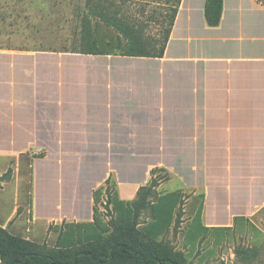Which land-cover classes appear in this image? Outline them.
Segmentation results:
<instances>
[{"label":"crops","instance_id":"obj_1","mask_svg":"<svg viewBox=\"0 0 264 264\" xmlns=\"http://www.w3.org/2000/svg\"><path fill=\"white\" fill-rule=\"evenodd\" d=\"M43 55L45 77L22 73L13 83L22 108L11 129L44 134L48 165L76 169L59 178L68 221L93 219L94 191L108 177L131 199L155 167L182 183L206 175L213 152L243 148L244 120L264 116V5L256 0H224L214 26L205 0H182L161 57ZM26 56L20 67H36Z\"/></svg>","mask_w":264,"mask_h":264},{"label":"rangeland","instance_id":"obj_2","mask_svg":"<svg viewBox=\"0 0 264 264\" xmlns=\"http://www.w3.org/2000/svg\"><path fill=\"white\" fill-rule=\"evenodd\" d=\"M115 1L136 13L139 3L145 4L146 12L139 17L141 23L145 24L148 33L156 38L163 37L158 21L165 0ZM256 1L264 5V0ZM83 8L84 0H0V225L11 234L47 249L57 248L59 231L53 226L72 222L65 216L67 211L63 205L68 200L62 196L63 183L59 178L62 172L74 177L76 169L63 168L55 161L51 163L54 168L48 165L50 161L45 158L43 149L46 146L44 134L34 135L25 128L11 129L14 112L22 108V105L13 103V83L22 73H31L37 79L45 77L41 65L45 53H52L54 61L65 53H79L76 50L81 46ZM24 55L26 58L35 57L36 60L31 62H35L36 67H20ZM30 68L33 71H29ZM261 80L264 83L263 70ZM244 122L243 148L213 152L212 165L204 168L206 175H196L182 183L177 178L170 179L164 168L157 171L161 182L155 188L153 200L161 193L182 192L176 212L181 215L180 227H174L173 219L169 229L157 237V242L161 243L166 254H177L183 264H264V116ZM256 138L259 145L254 143ZM33 143L36 149L22 147ZM101 177L102 174L95 180L99 181ZM110 181L117 190L114 181ZM101 198L104 201L106 195ZM103 201L97 204L101 210L100 220L112 223L116 214L112 209H106ZM200 205L204 224L228 225L233 229L208 232L190 239L188 225ZM235 215H243L246 220L234 225ZM150 216L151 209H148L142 215V224L148 223ZM111 232L108 230L106 235ZM80 244V247L85 245L84 242ZM237 247H256L259 254L251 261L245 260L243 255L236 254ZM59 249L66 248L56 250Z\"/></svg>","mask_w":264,"mask_h":264},{"label":"trees","instance_id":"obj_3","mask_svg":"<svg viewBox=\"0 0 264 264\" xmlns=\"http://www.w3.org/2000/svg\"><path fill=\"white\" fill-rule=\"evenodd\" d=\"M223 2L206 0L205 17L208 24L214 26L220 22ZM180 3L181 0H165L163 8H160L162 13L158 22L163 29V37L160 39L148 33L145 24L139 19L146 12L145 4L140 2L136 13L115 0H84L81 46L76 52L161 57ZM157 171H163V168H153L149 182L141 185L136 196L129 200L119 197L108 177L104 185L94 191L92 220L63 222L53 226L54 230L59 231L57 248L66 249H47L11 234L0 225V254L3 257H0V264H183L177 259V254H166L161 249V243L157 242V237L169 229L173 219L175 228H179L182 222L180 213H176L182 195L180 190L158 194L157 199L153 200L155 188L161 182ZM103 194L106 195L104 201L101 198ZM100 200L106 209L110 208L116 214L114 222L105 223L100 220L101 210L97 207ZM148 209H151V220L142 224V215ZM243 220H246L245 216L235 215L234 225H239ZM110 229L111 234L106 235ZM232 229L233 226L228 225L204 224L200 205L188 225V235L192 239L208 232H229ZM82 242L85 245L78 246ZM235 252L249 261L259 254L256 247H237Z\"/></svg>","mask_w":264,"mask_h":264}]
</instances>
